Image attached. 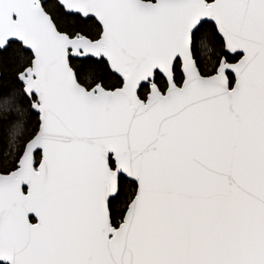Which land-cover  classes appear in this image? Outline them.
<instances>
[{"label": "snow or ice", "instance_id": "snow-or-ice-1", "mask_svg": "<svg viewBox=\"0 0 264 264\" xmlns=\"http://www.w3.org/2000/svg\"><path fill=\"white\" fill-rule=\"evenodd\" d=\"M0 264H264V0H0Z\"/></svg>", "mask_w": 264, "mask_h": 264}, {"label": "trees", "instance_id": "trees-1", "mask_svg": "<svg viewBox=\"0 0 264 264\" xmlns=\"http://www.w3.org/2000/svg\"><path fill=\"white\" fill-rule=\"evenodd\" d=\"M16 147V145H13V149Z\"/></svg>", "mask_w": 264, "mask_h": 264}]
</instances>
